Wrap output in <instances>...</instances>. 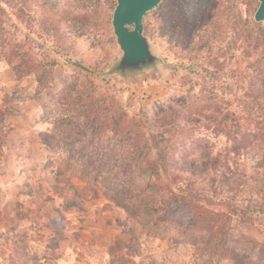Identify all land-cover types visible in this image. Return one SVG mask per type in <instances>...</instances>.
I'll return each mask as SVG.
<instances>
[{"label": "rangeland", "instance_id": "rangeland-1", "mask_svg": "<svg viewBox=\"0 0 264 264\" xmlns=\"http://www.w3.org/2000/svg\"><path fill=\"white\" fill-rule=\"evenodd\" d=\"M59 1L49 22L44 0L23 7L3 0L10 18L5 29L22 41L34 67L57 64L40 79L35 73L20 76L17 59L0 56V264H264L259 211L230 235L231 259L217 255L216 263L196 257L176 224L146 236L138 218L111 200L113 189L104 178L120 160L121 145L108 137L92 140L83 131L74 140L69 132L83 129L72 111L79 97L99 99L106 91L108 102L125 109L128 120L138 119L171 96L194 86L197 92L204 79L210 81L200 76L203 68L215 72L217 103L227 99L240 111L250 49L244 35L259 0H163L146 15L145 30L165 63L156 72L129 78L107 73L120 54L111 23L116 0ZM259 46L258 52L264 42ZM88 142L94 149L115 147L113 155L91 159L103 164L97 178L80 151ZM214 143L218 151L232 142L218 133ZM110 180L115 188L126 183L116 175ZM231 194L227 188L218 191L217 212ZM254 198L260 203V196ZM238 199L243 204L241 195ZM192 217L185 205L170 214L183 226Z\"/></svg>", "mask_w": 264, "mask_h": 264}, {"label": "trees", "instance_id": "trees-1", "mask_svg": "<svg viewBox=\"0 0 264 264\" xmlns=\"http://www.w3.org/2000/svg\"><path fill=\"white\" fill-rule=\"evenodd\" d=\"M16 1L21 3L20 7L35 5L34 0ZM44 2L45 16L51 22V14L61 6V1ZM8 20L0 0V56L16 58L14 69L20 76L35 73L41 79L52 73L57 61L34 67L22 41L10 29L6 31ZM248 24L249 32L244 35L250 47L248 84L238 101L240 111L233 109L227 99L222 105L217 103L215 72L204 68L200 76H209L210 81L204 79L197 92L194 86L183 94L171 96L156 104L152 113L141 114L138 119L128 120L125 109L108 102L106 91L99 99L90 94L85 100L79 97V106L77 102L72 104V111L83 127L70 129L74 140L83 131L92 140L108 137L121 145L117 154L120 160L107 168L104 175L113 189L111 200L138 218L140 230L146 236L156 237L176 224L183 240L196 250L195 256L215 263L217 255L220 260L233 254L228 240L235 227L253 221L257 211L264 213V47L257 51L264 42V31L258 32L264 29V24L255 21L254 13ZM74 64L85 68L81 62ZM218 133L225 134L232 143L217 151L214 134ZM114 150V146L108 150L94 149L89 142L85 149L80 148L90 159L84 166L96 178L103 172V164L91 159L97 154L101 159L111 156ZM231 154L233 169L229 164ZM220 169L222 173L218 176ZM111 175L125 177L126 183L117 184L116 190ZM226 188L232 194L223 198L224 210L217 212V193ZM244 193L248 196L243 197ZM255 194L260 196V203H254ZM180 205L188 207L193 214L184 226L170 218ZM235 258L236 255L232 260Z\"/></svg>", "mask_w": 264, "mask_h": 264}, {"label": "water", "instance_id": "water-1", "mask_svg": "<svg viewBox=\"0 0 264 264\" xmlns=\"http://www.w3.org/2000/svg\"><path fill=\"white\" fill-rule=\"evenodd\" d=\"M163 0H116L112 27L120 54L107 71L110 75L129 78L153 73L165 63L145 30V17ZM254 19L264 24V0H259Z\"/></svg>", "mask_w": 264, "mask_h": 264}]
</instances>
